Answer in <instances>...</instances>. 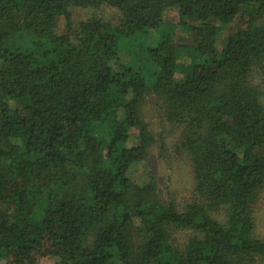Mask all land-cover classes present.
Masks as SVG:
<instances>
[{"label":"trees","instance_id":"1","mask_svg":"<svg viewBox=\"0 0 264 264\" xmlns=\"http://www.w3.org/2000/svg\"><path fill=\"white\" fill-rule=\"evenodd\" d=\"M103 4L117 24L72 23V8ZM263 17L264 0H0V264H264L252 219L264 104L251 81ZM177 27L195 43H176ZM150 95L185 131L194 188L181 211L152 176L129 177L154 142ZM175 230L190 231L181 247Z\"/></svg>","mask_w":264,"mask_h":264},{"label":"rangeland","instance_id":"2","mask_svg":"<svg viewBox=\"0 0 264 264\" xmlns=\"http://www.w3.org/2000/svg\"><path fill=\"white\" fill-rule=\"evenodd\" d=\"M92 16L114 24H117L121 19V14L117 9L105 4L96 8L74 7L71 9V20L74 24ZM164 19L167 22L177 23L178 16L176 11L167 9L164 12ZM260 22L264 24V17ZM65 23L63 16L58 17L57 32L59 34L66 31ZM235 27L236 22L222 27L221 38H224ZM148 37L151 40L152 33L148 34ZM172 38L176 43H195V35L193 33L184 34L180 27H177ZM219 42L218 44H220ZM251 81L258 86L261 92V100L264 104V70L256 69L251 75ZM141 107L142 115L150 127L154 142L150 147L147 159L130 167L129 177L136 184H144L152 176L156 181L157 190L161 198L164 201L173 202L174 206L181 211L192 200L194 188L192 164L189 155L179 146L185 131L183 126L164 119L159 103L154 96H148ZM137 133L138 131L135 129L131 131V137L127 141L128 146L138 143ZM213 216L216 220L224 222L223 213H215ZM252 216L254 224L253 235L255 238L264 240V189L252 204ZM134 222L136 225L138 224L137 220H134ZM189 235L190 231L187 230H175L173 233L175 242L179 247L185 243ZM36 264H54V260L39 256Z\"/></svg>","mask_w":264,"mask_h":264}]
</instances>
